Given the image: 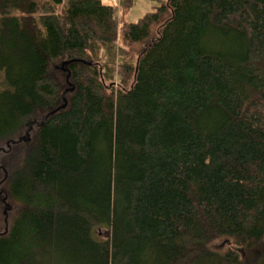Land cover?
<instances>
[{"label":"trees","instance_id":"1","mask_svg":"<svg viewBox=\"0 0 264 264\" xmlns=\"http://www.w3.org/2000/svg\"><path fill=\"white\" fill-rule=\"evenodd\" d=\"M61 4L0 0V141L90 62L10 149L0 264H264V0H166L121 24L120 64L114 7Z\"/></svg>","mask_w":264,"mask_h":264},{"label":"rangeland","instance_id":"2","mask_svg":"<svg viewBox=\"0 0 264 264\" xmlns=\"http://www.w3.org/2000/svg\"><path fill=\"white\" fill-rule=\"evenodd\" d=\"M102 3L104 4H108L114 7L115 9V14H116V21H117V25H118V31H117V37H116V46H120L121 50L126 54V55H122L118 57V63L116 62V64H120V62L122 60H126V58L131 59L130 61L133 62V60L136 57V52L142 47L141 44H133V45H125L124 42H122L121 38H120V27L121 24L123 22H127V23H134L136 22L139 18H141L145 13L147 12H152L153 10H155L156 7H160L162 4L165 3L166 0H100ZM66 3V0H62V5H64ZM167 14H165L166 16ZM161 20L159 19L158 21L155 22V24L152 26L151 29V34L150 37L154 36L157 28H158V23ZM59 63L55 64L58 65ZM54 65V66H55ZM58 70V73L62 72L59 68L56 69V71ZM60 70V71H59ZM62 77V81L64 78V73L62 72V75L60 74V78ZM131 82V76L127 78L125 85H129ZM113 86L115 87H119L121 85H119L118 83V79L116 77V74H114L113 77V82H112ZM66 86V87H65ZM64 89L68 88V86L64 83ZM63 89V90H64ZM66 93L64 94V97ZM35 137V132L33 131L30 135V140H33ZM2 141H0V146H3V144L1 143ZM28 147V146H26ZM16 149H24L22 148V146H19L17 148H13L12 150H10L8 152V154H4L2 156V162H3V169L5 170V183L3 186V189L5 190L4 192L7 193L8 196V201L9 204L11 205V210L9 212H7V221L9 222L11 220V218L13 217V215L15 214V212L18 209L19 204L13 200L9 195H8V190H7V180L9 178V168L11 165H15L16 164V157H12V153L14 152V150ZM1 210L2 208L0 207V231L2 230V226H3V222H2V214H1ZM99 237H106L107 236V231H105L104 229H99ZM261 247H264V236L262 238V241L260 243ZM208 247L213 249V250H217V251H224L225 249L229 248H234L236 250H238V248H236L232 242L231 239L229 238H218V239H214L213 241H211L208 244Z\"/></svg>","mask_w":264,"mask_h":264},{"label":"water","instance_id":"3","mask_svg":"<svg viewBox=\"0 0 264 264\" xmlns=\"http://www.w3.org/2000/svg\"><path fill=\"white\" fill-rule=\"evenodd\" d=\"M78 62L83 63V64H87V65L90 64V62L85 61L83 59L70 58V59L62 60L59 62L58 65H55V68H59L64 73V81H65V84L68 86V88H65L61 92L60 104H58L55 107L47 110L46 112L42 113L40 116H38L36 118L29 119L28 121H26L25 126H24L26 129L23 131L24 135L15 134V135H12L11 137H8L7 139L2 141V144L4 147H8L10 144H15L19 141H28L30 139V135L28 134L29 130H32V129L37 130L48 117L52 116L54 113H56L57 111H59L60 109L65 107L66 100H65L64 94L66 92H71L73 89L71 84H70V81H69V70H68L67 66L71 63H78ZM69 86H71V87H69ZM5 174L6 173L4 170V180L6 178ZM7 209H8V204H6V208H5L3 213H5V211ZM3 222H4L3 231L0 233V235L5 233V231H6V228H7L6 217L3 218Z\"/></svg>","mask_w":264,"mask_h":264},{"label":"flooded vegetation","instance_id":"4","mask_svg":"<svg viewBox=\"0 0 264 264\" xmlns=\"http://www.w3.org/2000/svg\"><path fill=\"white\" fill-rule=\"evenodd\" d=\"M25 129H26L25 127L23 129H21L17 133V135H24L23 131ZM33 131L35 132L36 130H33V129L29 130L28 134L31 135V133ZM21 142H27V141H19L15 144H10L8 147L0 146V207L2 208V210H1L2 222H3V218L6 217V225H7V212H9L11 210V205L9 204L7 193H5L4 192L5 190L3 189L5 180H4V169H3V162H2L3 158H2V156L4 154H8V152L10 151V149L13 145H16V144L21 143ZM6 204H8V209L5 211V213H3L5 208H6ZM3 226H4V222H3ZM3 226H2V230L0 231V233L3 231Z\"/></svg>","mask_w":264,"mask_h":264}]
</instances>
